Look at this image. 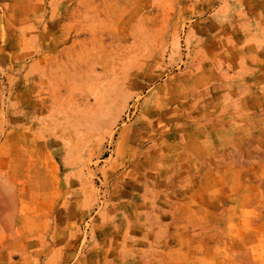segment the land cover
Segmentation results:
<instances>
[{
  "label": "rangeland",
  "instance_id": "rangeland-1",
  "mask_svg": "<svg viewBox=\"0 0 264 264\" xmlns=\"http://www.w3.org/2000/svg\"><path fill=\"white\" fill-rule=\"evenodd\" d=\"M10 203L0 264H264V0H0Z\"/></svg>",
  "mask_w": 264,
  "mask_h": 264
},
{
  "label": "crops",
  "instance_id": "crops-1",
  "mask_svg": "<svg viewBox=\"0 0 264 264\" xmlns=\"http://www.w3.org/2000/svg\"><path fill=\"white\" fill-rule=\"evenodd\" d=\"M5 185H8L7 183ZM9 196V194H7ZM10 198V196H9ZM9 204V203H8ZM7 204V205H8ZM5 206L4 209L0 210V216H6L5 221L2 222V227L5 230L6 233H12L13 230V234H9L11 236H7V238L12 241V243H15V249L18 250V252L20 254H23L22 250L23 249H27L28 251H32L34 248L32 246V244L29 242L32 238H38V235H35L36 233L40 232L42 233L43 231H39L38 228H36V232L34 234H32L31 230H30V224L29 221H20V224L18 223V225L15 228V225L13 226V222L11 221V219L9 218L10 216L13 215V205L10 203V205ZM28 218V217H27ZM17 252V253H18ZM34 254V253H32ZM133 264H140V263H133Z\"/></svg>",
  "mask_w": 264,
  "mask_h": 264
}]
</instances>
